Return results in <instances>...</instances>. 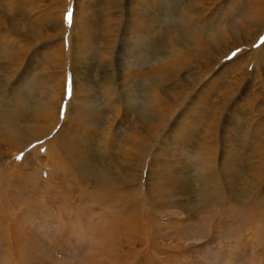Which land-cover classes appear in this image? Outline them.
Here are the masks:
<instances>
[{
  "label": "rangeland",
  "instance_id": "1",
  "mask_svg": "<svg viewBox=\"0 0 264 264\" xmlns=\"http://www.w3.org/2000/svg\"><path fill=\"white\" fill-rule=\"evenodd\" d=\"M0 264H264V0H0Z\"/></svg>",
  "mask_w": 264,
  "mask_h": 264
},
{
  "label": "bare ground",
  "instance_id": "2",
  "mask_svg": "<svg viewBox=\"0 0 264 264\" xmlns=\"http://www.w3.org/2000/svg\"><path fill=\"white\" fill-rule=\"evenodd\" d=\"M7 91H8V90H7ZM12 132H13V131H12ZM15 135L18 136V137L21 136V138H22V137H25L24 133L21 134L19 131H16V130H15ZM28 136H29V135H28ZM28 136H27V137H28ZM30 137H31L32 139L35 138L34 136H30ZM21 142H22V141H21ZM28 142H29V140H28ZM26 143H27V142H26ZM29 143H30V142H29ZM28 145H29V144H28Z\"/></svg>",
  "mask_w": 264,
  "mask_h": 264
},
{
  "label": "snow or ice",
  "instance_id": "3",
  "mask_svg": "<svg viewBox=\"0 0 264 264\" xmlns=\"http://www.w3.org/2000/svg\"><path fill=\"white\" fill-rule=\"evenodd\" d=\"M66 19H67L68 22H71V20H72V12L71 11H69L67 13ZM233 55H235V53H233Z\"/></svg>",
  "mask_w": 264,
  "mask_h": 264
}]
</instances>
